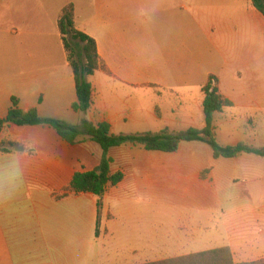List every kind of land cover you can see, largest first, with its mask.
Returning a JSON list of instances; mask_svg holds the SVG:
<instances>
[{
  "label": "crops",
  "instance_id": "0c3cea01",
  "mask_svg": "<svg viewBox=\"0 0 264 264\" xmlns=\"http://www.w3.org/2000/svg\"><path fill=\"white\" fill-rule=\"evenodd\" d=\"M249 1L95 0L84 17L72 1L0 0V119L16 98L23 112L72 126L108 123L113 135L202 130L203 88L212 75L231 103L215 115L218 142L264 149V16ZM70 3L102 63L88 78L86 115L73 108L75 74L59 30ZM150 9L167 15L162 64L140 49L138 19ZM8 143L17 147L0 151V264H150L195 254L204 243L201 252L230 247L236 264L264 259L244 255L264 249L262 157L216 159L200 141L175 153L114 147L110 172L124 178L107 189L99 213L92 193L58 198L76 173L100 165L99 144L15 125L0 134V145Z\"/></svg>",
  "mask_w": 264,
  "mask_h": 264
},
{
  "label": "trees",
  "instance_id": "16d2710c",
  "mask_svg": "<svg viewBox=\"0 0 264 264\" xmlns=\"http://www.w3.org/2000/svg\"><path fill=\"white\" fill-rule=\"evenodd\" d=\"M253 7L264 16V0H251ZM59 30L68 55L69 63L75 74L76 91L78 101L74 105L77 113L88 114L93 105V86L88 78L93 76L101 68V60L96 41L77 29L75 22V6L68 4L60 15ZM79 41L82 46L73 44ZM217 79L210 76L204 86L205 95L203 109L206 119V127L202 130L188 129L178 134H171L165 130L160 133H137L113 135L108 123L94 124L88 119H83L81 125L72 126L63 121L43 118L36 109L23 112L19 106V100L12 99V106L6 118L0 119V134L11 125L24 126H48L54 129L66 142L76 144L81 137H89L99 144L103 150L100 165L91 172L76 173L69 188L68 194L92 193L98 201L99 213L103 208V199L110 187L117 186L124 178L123 174L112 175L110 166L112 159L109 157L110 149L122 145L142 147L147 151L163 153H175L184 142L200 141L208 144L218 158H237L242 154H253L264 158V149L255 148L247 144L237 146H222L216 135L215 115L222 112L231 103L218 91ZM17 147V144H1L0 151L8 153L6 146ZM100 225V222H99ZM150 264H236L230 247L199 252L187 256L177 257L165 261ZM242 264H264V259Z\"/></svg>",
  "mask_w": 264,
  "mask_h": 264
},
{
  "label": "rangeland",
  "instance_id": "374dc122",
  "mask_svg": "<svg viewBox=\"0 0 264 264\" xmlns=\"http://www.w3.org/2000/svg\"><path fill=\"white\" fill-rule=\"evenodd\" d=\"M65 1V0H63ZM72 1L74 3H77V5L84 9V17H87L90 7H93L95 4V0H67ZM245 3H249V0H240ZM154 10L150 9L149 11H140L139 16V31L141 33L140 35V49L141 53L143 54L144 51H146V55H144V58L148 60H152L153 62L162 64L164 62V58L162 55L161 46L163 44H166L167 40V15L161 14L160 15H154ZM182 11L179 10V13ZM73 44H77L79 46H82V44L79 41H72ZM161 105V106H160ZM159 107H162L164 111V115H167V108L164 103L158 104ZM222 211H220L221 213ZM226 212V210H225ZM219 213V215H220ZM170 223L167 221V234L169 232ZM174 235H167V244L172 243L174 240ZM104 243V242H103ZM106 246V245H105ZM208 246L204 243L203 245H200L198 247H195L196 250H190V253H197L198 251H203ZM107 248V247H106ZM245 257L249 259H255L264 257V249H254V250H246L244 251Z\"/></svg>",
  "mask_w": 264,
  "mask_h": 264
}]
</instances>
